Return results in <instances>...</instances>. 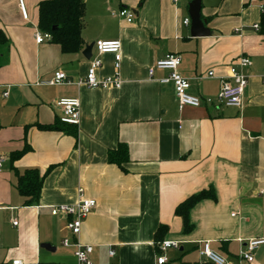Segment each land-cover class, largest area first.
I'll return each mask as SVG.
<instances>
[{
	"label": "crops",
	"instance_id": "1",
	"mask_svg": "<svg viewBox=\"0 0 264 264\" xmlns=\"http://www.w3.org/2000/svg\"><path fill=\"white\" fill-rule=\"evenodd\" d=\"M22 1L27 20L18 0H0V32L9 41L0 68V158L5 159L0 264H77L73 248L61 245L64 239L74 240L65 228L67 218L52 212L76 204L79 189L96 202L77 239L93 247L92 264H157L160 256L173 264L169 250L181 253V259L176 257L180 262L195 254L193 264H208L199 255L205 242L225 260L249 264L238 260L239 253L250 240L264 239V32L259 8L264 0H201V17L210 31L203 38H191L189 26L182 24L190 0H84L90 28L83 22L84 47L74 55H63L50 42L35 43L37 5L45 0ZM114 2L117 11L135 12L132 24L109 18ZM99 41L120 43L117 56H101L97 72L100 78L112 77L118 60V89L75 85L89 68L90 60L82 56L85 46ZM170 55L180 56L178 73L190 81L189 94L201 100H214L235 59L248 57L252 66L244 71L248 85L242 109L203 105L179 111L173 86L159 83L168 72L148 75ZM58 70L73 83L42 84ZM59 99L79 100L78 125L63 127L65 132L38 130L35 124L60 121L62 113L54 106ZM119 144L128 150L126 172L107 163V153ZM26 146L29 152L11 163L10 155ZM27 170L44 176L38 204L31 207L24 206L16 190L18 176ZM209 189L215 201L192 208L194 230L183 235L175 208ZM161 226L167 232L157 240ZM162 242H176L178 249L162 252ZM43 244L54 251L42 249ZM253 257L251 264H264V246Z\"/></svg>",
	"mask_w": 264,
	"mask_h": 264
},
{
	"label": "built area",
	"instance_id": "2",
	"mask_svg": "<svg viewBox=\"0 0 264 264\" xmlns=\"http://www.w3.org/2000/svg\"><path fill=\"white\" fill-rule=\"evenodd\" d=\"M172 3H177L180 0H170ZM257 2L259 0H252ZM19 10L24 20H27V12L25 10L22 0H18ZM260 12L263 13L262 4L259 6ZM127 24H132L135 20V12L130 9H120L117 13L111 14ZM183 26H189V20L183 21ZM253 29L257 31L258 26H254ZM236 32H240L236 30ZM35 43L40 45L48 43L51 40V36L47 33L36 32L34 35ZM96 51V57L91 58L89 68L85 77L75 83L77 86H84L93 90H108L118 89L121 85V80L118 74L119 63L116 60L114 69L115 73L112 77L100 78L97 75L98 70L101 68V56L111 54L117 56L120 51V43L117 41H99L94 44ZM181 58L179 55H170L166 58L157 61L148 71V75L151 77L154 71H166L168 76L159 81L160 84H171L174 89L178 110L181 111L185 107L199 108L203 105L210 106L215 105L218 107L232 108L241 110L243 107V96L245 89L248 85V76L245 74V70L252 66V63L248 57L239 56L235 59V63L228 69V76L221 79L219 92L214 100L206 99L201 100L198 97L189 94L190 81L187 78L182 77L178 73V67L180 66ZM212 74H209L211 76ZM66 75L60 70L54 72L53 77L42 83L45 86L57 87L62 85L72 84ZM7 92L3 94L7 96ZM54 106L62 113L60 122L67 125L77 126L80 120V102L78 99H59L55 101ZM5 159L0 158V173L2 171ZM96 207V202L93 199H89L85 196L82 189L78 190V200L74 205H61L56 206L52 214L63 215L67 218L65 228L70 233L74 240L64 239L61 245L64 248H73L74 257L77 264H92L90 256L93 253L92 246H85L78 242V237L81 231L83 221ZM1 209V206H0ZM15 226L16 223H13ZM160 250L165 252L168 249H178V243L176 242H162L159 244ZM261 246H264V239H254L246 243L243 250L238 255L239 261H245L249 264L253 263V253ZM110 257H113L114 252L108 253ZM200 257L204 258L208 264H234L224 258L215 254L208 242L201 244L199 249ZM167 258L160 256L157 259V264H166ZM11 264H20L19 261H13Z\"/></svg>",
	"mask_w": 264,
	"mask_h": 264
},
{
	"label": "trees",
	"instance_id": "3",
	"mask_svg": "<svg viewBox=\"0 0 264 264\" xmlns=\"http://www.w3.org/2000/svg\"><path fill=\"white\" fill-rule=\"evenodd\" d=\"M262 7L261 27L264 32V2ZM85 13L86 5L84 0L41 1L37 5V28L41 33H47L51 36L50 43L58 45L63 55H74L79 53L84 47L81 33ZM8 47V39L0 32V68L5 64ZM34 126L38 130L50 132H63V127H75L63 124L60 121L49 126L40 124H35ZM28 128H26V131ZM70 134L75 136L76 132L73 131ZM27 152H29L28 146L22 151L12 153L10 162H15ZM128 161V150L125 145L119 144L115 151L107 153V163L115 165L122 172H126L125 166ZM43 180L44 176H40L36 170H27L18 176L16 190L23 198L24 206L31 207L38 204ZM205 200L215 201V195L211 189L203 190L188 197L175 208L174 215L181 220L183 235H188L194 230L190 222V211L195 205ZM166 232V227H159L156 231V239L158 240L159 236L164 235Z\"/></svg>",
	"mask_w": 264,
	"mask_h": 264
},
{
	"label": "water",
	"instance_id": "4",
	"mask_svg": "<svg viewBox=\"0 0 264 264\" xmlns=\"http://www.w3.org/2000/svg\"><path fill=\"white\" fill-rule=\"evenodd\" d=\"M201 8V0H190L188 4V20L191 38H203L210 36V31L206 28V22L201 17ZM93 47L94 44L85 46L82 52V56L85 60H91ZM41 248L50 252L54 251V248L48 244L41 245Z\"/></svg>",
	"mask_w": 264,
	"mask_h": 264
},
{
	"label": "rangeland",
	"instance_id": "5",
	"mask_svg": "<svg viewBox=\"0 0 264 264\" xmlns=\"http://www.w3.org/2000/svg\"><path fill=\"white\" fill-rule=\"evenodd\" d=\"M113 5L114 6H110L109 7V12H108L109 18H112L113 17L111 15L112 13H117L118 12L117 9H115V2H114ZM84 22H85V28H90V25L88 26V23H89L88 15L85 17V21ZM33 24H35L34 21H33ZM189 254L190 255L192 254L191 251H189L186 254L182 255L183 256V259H185V256H187V255L189 256ZM166 255L169 256V258L172 259L170 261H172L173 264H183L184 261H189L190 264H193L194 263V260H195V257L194 256H196L195 254H192V256H190L188 258V260H182L183 262H180L179 260H177V259H181V253L179 251L169 250ZM176 257H178V258L176 259Z\"/></svg>",
	"mask_w": 264,
	"mask_h": 264
}]
</instances>
